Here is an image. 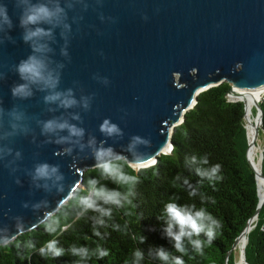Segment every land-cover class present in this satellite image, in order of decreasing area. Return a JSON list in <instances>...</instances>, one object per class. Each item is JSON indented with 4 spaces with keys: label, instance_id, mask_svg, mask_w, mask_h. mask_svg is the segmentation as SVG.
I'll use <instances>...</instances> for the list:
<instances>
[{
    "label": "water",
    "instance_id": "obj_1",
    "mask_svg": "<svg viewBox=\"0 0 264 264\" xmlns=\"http://www.w3.org/2000/svg\"><path fill=\"white\" fill-rule=\"evenodd\" d=\"M0 3L7 5L13 22L11 29L0 30V236L11 241L38 230L46 216L74 196L85 172L96 168L93 148L102 142L134 170L147 168L170 153L173 130L200 93L227 83V99L242 102L245 109L247 93L264 88V0H59L70 27L63 35L61 28L54 30L45 55L49 68L59 73L58 90L72 89L78 101L88 99L89 107L46 103L48 93L37 86L31 97L15 98L11 88L22 83L15 66L32 49L22 39L16 0ZM259 101L254 102L255 139L264 136ZM14 107L24 119L9 135L7 113ZM54 118L83 128L79 143H58L67 131L45 134L42 122ZM105 119L122 135H104ZM133 136L148 143L130 149ZM93 138L96 144L89 145ZM248 148L249 143L246 157L255 172ZM44 162L57 165L63 179L34 180V167ZM258 197L256 213L240 235L254 227L264 203V195ZM240 256L249 264L244 252Z\"/></svg>",
    "mask_w": 264,
    "mask_h": 264
},
{
    "label": "trees",
    "instance_id": "obj_2",
    "mask_svg": "<svg viewBox=\"0 0 264 264\" xmlns=\"http://www.w3.org/2000/svg\"><path fill=\"white\" fill-rule=\"evenodd\" d=\"M229 88V84L222 83L197 96L195 105L173 130L170 153L161 155L155 165L134 170L123 161L125 172L139 177L132 189L134 195L129 198L131 204L125 203L119 208L103 205L112 208L110 218L101 217L95 211L82 213L79 197L86 194L89 180H96L98 187L128 190V186L103 177L97 168L87 170L82 186L50 217L59 222L56 233L49 234L43 223L38 230L19 235L9 246H0V264H74L79 258L69 251L73 245L88 247L90 251L100 245L108 250L109 255L103 259L92 256L85 264H134L136 249L144 254L140 264H165L156 257L160 247L170 254L166 264H173L176 256H181L184 264H235L233 244L255 215L259 197L255 172L246 157L245 109L242 102L227 99ZM259 106L264 128V93ZM252 115L255 116L254 108ZM203 157H207L208 165L200 163ZM248 157L254 166L250 153ZM216 164L220 165V179L210 183L197 175V168ZM261 172L264 175V150ZM185 178L196 189L195 195H189L192 188L184 184ZM170 200L180 205L194 204L197 210L203 207L219 221L211 243L203 234L199 237L204 241L201 252L195 251L187 239L184 241L186 254L177 252L173 241L166 236L163 209ZM96 219H103L105 223L97 224ZM252 225L246 235L245 257L249 264H264V203ZM94 229L100 236L94 234ZM141 237L145 238L143 243ZM51 239L58 240L64 255L44 258L39 254V249ZM29 241L35 245L34 249L26 247Z\"/></svg>",
    "mask_w": 264,
    "mask_h": 264
},
{
    "label": "clouds",
    "instance_id": "obj_3",
    "mask_svg": "<svg viewBox=\"0 0 264 264\" xmlns=\"http://www.w3.org/2000/svg\"><path fill=\"white\" fill-rule=\"evenodd\" d=\"M16 6L21 9L19 16V25L23 29L22 39L25 43H29L32 52L31 54L15 66L16 73L19 75L22 83L15 84L11 88L12 96L15 98L26 99L33 95L32 88L37 86L39 90L46 91L48 94L44 97L46 103H56L58 107L63 109H70L77 107L82 103L84 108L89 107L87 98H81L78 101L73 93L72 89L66 91L58 90L59 85V73L49 68V62L46 57V52L51 51L47 41L53 39V33L56 28L62 29V35L64 29H69L67 23V13L63 7H61L59 0H16ZM71 7V5H69ZM47 25L48 27H43ZM11 29L13 22L8 14L7 5L0 3V30L4 27ZM66 54V53H65ZM10 118V128L12 132L9 135L14 134L20 127L19 122L24 119V114L19 112L15 107L8 111ZM4 115V109L0 108V118ZM72 119L79 120L78 115H73ZM42 131L45 134L58 133L67 131L68 135L60 137L58 143L74 142L79 143L83 138L85 130L76 124L71 123L68 119L54 118L42 122ZM100 131L106 136H119L122 135L121 129L118 125L112 123L110 120L105 119L101 126ZM148 143V141L142 140L139 136L132 137V144L130 149L136 144ZM95 139L89 140V145H95ZM3 149H0L2 152ZM11 153V149L7 150ZM65 152H70V149H65ZM17 156L20 154L17 152ZM93 156L96 161V168L100 171L101 175L110 179L113 183L121 186H128L126 192H121L116 189H109L105 186H97L96 180H89L88 189L86 194L79 197V206L83 212L95 211L100 214L101 217H111L112 208L103 207V205L122 207L125 203L131 204L129 199L134 195L133 187L138 183V175H131L124 170V159L120 153H116L112 147H104L103 142L93 148ZM192 161H196V157H192ZM202 165H208L207 157H203L200 160ZM220 171V165H211L210 167H200L196 169L197 175L202 180L207 179L210 183L220 179L218 173ZM34 180L43 181H61L63 175L59 171L57 165H50L46 162L37 164L32 173ZM176 179H180L179 176ZM184 184L189 188L192 186L189 184L188 179H184ZM196 194V189L192 188L189 192L190 196ZM27 205H25L26 207ZM164 216L166 217V227L164 232L168 238L173 241V246L177 252L186 254L187 249L184 241L187 239L192 248L201 252L204 241L199 239L201 234L207 237L208 243L214 239L215 229L220 226L211 213L201 207L198 210L193 204L180 205L174 200H170L164 205ZM46 231L49 234H54L57 231L59 222L56 219H50L46 216L44 221ZM96 223L103 225L105 221L103 219H96ZM17 231L20 232V225H17ZM96 236H100L98 231H95ZM144 237L140 238V242H144ZM11 239L7 236H0V246L7 247L11 244ZM26 247L31 249L35 248V245L29 241ZM72 256L79 259L74 264H85L86 261L95 256L97 259H103L109 255L108 250L97 245L94 250L88 247L75 245L69 249ZM65 250L58 246L57 239H51L44 243L39 249V254L44 257L58 258L64 255ZM134 264H140V261L144 259V254L141 250L136 249L133 253ZM156 257L165 262L169 260L170 254L160 247L156 250ZM173 264H184L181 256L173 258Z\"/></svg>",
    "mask_w": 264,
    "mask_h": 264
},
{
    "label": "bare ground",
    "instance_id": "obj_4",
    "mask_svg": "<svg viewBox=\"0 0 264 264\" xmlns=\"http://www.w3.org/2000/svg\"><path fill=\"white\" fill-rule=\"evenodd\" d=\"M263 93H264V88L251 90L249 93H247V99H245V116H244L246 134H247V139L249 143L247 156H248V153H250L251 159L254 163V168H255L256 177H257V191L260 197L264 195V178L261 177V173H262L261 172V161L259 158L256 160L259 147L257 148V145H256L257 138L255 139L256 128H257V124L259 123V117L258 115L255 114V120L252 121L251 117L248 116V114L252 112V109L254 108V102L259 101ZM253 123H254V126H253ZM247 233L248 231H244L240 235L237 242L235 243L234 250L236 247H238L240 249V253L244 252L245 245L247 243V237H246ZM235 264H246V262L240 256V260L235 262Z\"/></svg>",
    "mask_w": 264,
    "mask_h": 264
},
{
    "label": "rangeland",
    "instance_id": "obj_5",
    "mask_svg": "<svg viewBox=\"0 0 264 264\" xmlns=\"http://www.w3.org/2000/svg\"><path fill=\"white\" fill-rule=\"evenodd\" d=\"M252 114V112L250 113V115ZM251 120L254 121L255 120V116L251 115ZM256 145H257V148H258V154L256 156V160L259 158V154H260V151L262 149H264V136L260 133L259 136L257 137L256 139ZM234 251V255H235V262L239 261L240 260V257H239V254H240V249L238 247L235 248V250L233 249Z\"/></svg>",
    "mask_w": 264,
    "mask_h": 264
}]
</instances>
